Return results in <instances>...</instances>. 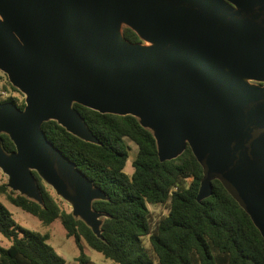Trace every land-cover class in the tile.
<instances>
[{
	"label": "water",
	"instance_id": "1",
	"mask_svg": "<svg viewBox=\"0 0 264 264\" xmlns=\"http://www.w3.org/2000/svg\"><path fill=\"white\" fill-rule=\"evenodd\" d=\"M0 71L24 101H0L10 190L42 204L35 172L101 237L92 202L107 196L41 129L53 120L99 144L76 103L136 117L159 161L188 145L196 200L218 180L264 239V0H0Z\"/></svg>",
	"mask_w": 264,
	"mask_h": 264
},
{
	"label": "trees",
	"instance_id": "2",
	"mask_svg": "<svg viewBox=\"0 0 264 264\" xmlns=\"http://www.w3.org/2000/svg\"><path fill=\"white\" fill-rule=\"evenodd\" d=\"M122 35L140 41L128 27ZM20 93L7 80L4 87ZM19 109L24 101L8 96ZM87 127L99 140L89 143L67 132L53 120L42 122L45 137L107 196L95 200L92 208L107 214L96 237L80 219L74 218L63 202L36 179L42 204L20 195L0 182L6 201L42 224L59 220L65 236L80 249L78 264H85L82 243L117 264H264V239L250 217L218 180L211 195L196 200L202 168L186 145L174 159L159 161L152 133L131 115L100 113L73 103ZM6 152L14 144L1 134ZM132 142L136 146L131 175L124 172ZM189 179V180H188ZM148 204L167 205V213L154 220ZM0 234L10 244L0 246V264H65L50 245L49 235L16 224L0 200ZM147 237L150 250L143 244Z\"/></svg>",
	"mask_w": 264,
	"mask_h": 264
},
{
	"label": "rangeland",
	"instance_id": "3",
	"mask_svg": "<svg viewBox=\"0 0 264 264\" xmlns=\"http://www.w3.org/2000/svg\"><path fill=\"white\" fill-rule=\"evenodd\" d=\"M6 80L8 81L6 75L0 71V99L6 98L8 96H15L20 100H23V94L19 90L18 91L20 93H16L12 92L7 86L4 87ZM128 145L130 146V153L124 166V172L128 175H131L133 171L132 159L135 155L136 146L132 142H128ZM0 182H6V176L1 171ZM51 191L53 192L52 189ZM59 199L63 202V207L68 210L71 209L70 205L67 202H65L61 198ZM0 200L9 209L12 219L16 224L29 230L38 231L40 233L46 232L49 235L48 242L56 250V252L64 258L65 264H78V255L80 253V249L74 243L72 238H67L65 236V230L59 220H55L48 225H44L36 217L10 204L8 201H6L3 195H0ZM148 208L151 211V215L154 220H157L167 213L166 204H148ZM81 243L82 251L85 254L87 260L85 264H117L109 259L104 258L99 252H96L95 250L89 248L84 241H81ZM9 244L10 241L0 234V246L7 247ZM143 244L147 250H150V245L146 236L143 237Z\"/></svg>",
	"mask_w": 264,
	"mask_h": 264
},
{
	"label": "flooded vegetation",
	"instance_id": "4",
	"mask_svg": "<svg viewBox=\"0 0 264 264\" xmlns=\"http://www.w3.org/2000/svg\"><path fill=\"white\" fill-rule=\"evenodd\" d=\"M261 84H264V83H261Z\"/></svg>",
	"mask_w": 264,
	"mask_h": 264
}]
</instances>
